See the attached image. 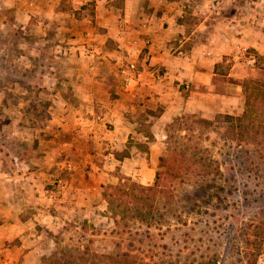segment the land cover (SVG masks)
Instances as JSON below:
<instances>
[{
	"label": "rangeland",
	"instance_id": "374dc122",
	"mask_svg": "<svg viewBox=\"0 0 264 264\" xmlns=\"http://www.w3.org/2000/svg\"><path fill=\"white\" fill-rule=\"evenodd\" d=\"M256 14L261 22L264 12ZM35 31L0 6V264H264V53L254 48L247 51L259 56L256 66L242 72L241 89L229 90L234 103L226 98L175 115L164 126L167 136L159 138L160 152L149 151L156 138L137 133H148L151 112H132L126 128L135 130L128 137L103 134L111 148L89 142L86 156L105 179L85 174L92 184L82 186L77 208L68 202L52 218L27 208L22 195L27 214L19 234L4 233L17 208L8 195L13 155L25 158L31 117L60 96L58 35ZM158 171L166 185L158 199V206H168L163 221L132 218L104 194L121 201L123 188L152 185Z\"/></svg>",
	"mask_w": 264,
	"mask_h": 264
},
{
	"label": "crops",
	"instance_id": "0c3cea01",
	"mask_svg": "<svg viewBox=\"0 0 264 264\" xmlns=\"http://www.w3.org/2000/svg\"><path fill=\"white\" fill-rule=\"evenodd\" d=\"M0 6L10 8L22 28L43 35L55 30L61 78L58 99L29 119L25 133L32 143L25 158L14 154L9 166L16 171L8 173V195L17 202L8 215L15 222L4 232L10 238L27 214L19 204L22 195L27 208L52 218L68 202L78 207L84 187L92 184L85 174H103L86 156L90 141L111 148L103 134L128 137L135 130L126 128L131 113L149 110L148 133H137L156 138L149 151L160 152L159 138L167 136L164 126L175 115L226 98L234 103L237 96L229 90L241 89L242 72L259 57L242 48L264 53V19L256 18L264 0H0ZM127 62H135L141 74L124 86L119 68Z\"/></svg>",
	"mask_w": 264,
	"mask_h": 264
},
{
	"label": "trees",
	"instance_id": "16d2710c",
	"mask_svg": "<svg viewBox=\"0 0 264 264\" xmlns=\"http://www.w3.org/2000/svg\"><path fill=\"white\" fill-rule=\"evenodd\" d=\"M161 175L162 173L160 171L156 172V180L152 185L146 186L134 183L126 189L123 188L124 199L121 201H119V198L118 201L115 200L117 197L115 194L114 199H110L113 194H109L108 192L104 194L107 195L110 204L116 203V205L129 213L132 218L147 220L149 222L163 221L166 217L163 211L168 206H158V199L162 196L161 193L166 191V185L162 182ZM165 211L167 214L168 211Z\"/></svg>",
	"mask_w": 264,
	"mask_h": 264
},
{
	"label": "built area",
	"instance_id": "2783aa9c",
	"mask_svg": "<svg viewBox=\"0 0 264 264\" xmlns=\"http://www.w3.org/2000/svg\"><path fill=\"white\" fill-rule=\"evenodd\" d=\"M251 22H255V19L251 18ZM242 51L247 53L245 48ZM94 51L90 53L93 54ZM249 63H255V58L253 56L249 57ZM119 74L121 75V80L124 86H127L130 82L137 81L140 77L141 71L138 69L135 62H127L125 65L119 68Z\"/></svg>",
	"mask_w": 264,
	"mask_h": 264
}]
</instances>
